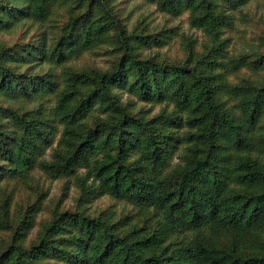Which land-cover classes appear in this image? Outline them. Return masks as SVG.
<instances>
[{"label":"trees","instance_id":"16d2710c","mask_svg":"<svg viewBox=\"0 0 264 264\" xmlns=\"http://www.w3.org/2000/svg\"><path fill=\"white\" fill-rule=\"evenodd\" d=\"M259 1L0 0V264H264Z\"/></svg>","mask_w":264,"mask_h":264},{"label":"rangeland","instance_id":"374dc122","mask_svg":"<svg viewBox=\"0 0 264 264\" xmlns=\"http://www.w3.org/2000/svg\"><path fill=\"white\" fill-rule=\"evenodd\" d=\"M120 1H127V0H120ZM132 3L123 5L125 8L126 15L129 14L131 11L130 9L132 8ZM142 11H154V7L152 8H141V9H136L132 16L131 19H134L140 15ZM237 21H236V30L232 31L230 36L233 37L234 40V46L233 50L235 51H243L248 47V44H246V41L250 38L255 33H258L261 30H264V1H259L257 3H254L250 5L248 8L244 10V14L236 15ZM165 21V17L161 14L156 15L155 19V24L156 25H161ZM171 25L177 26L180 28L181 32L186 33L187 35H192L196 38H198L200 41L204 39V36L202 33H200L197 30L191 29L189 22H188V15H184L179 19H176L172 21ZM244 37L241 39L240 37ZM7 38H10L9 36ZM178 47H173L169 53V55H174L176 53V50ZM98 63L101 64V60H98ZM159 109H156V112ZM51 188V198L58 197L60 194V189L62 186L61 181H55L51 182L48 184ZM75 196V192L72 193V198ZM69 203H72V199L70 200ZM99 206H102L99 204Z\"/></svg>","mask_w":264,"mask_h":264}]
</instances>
